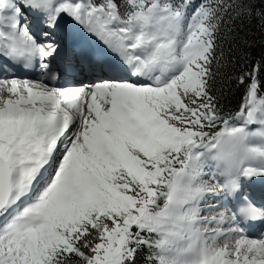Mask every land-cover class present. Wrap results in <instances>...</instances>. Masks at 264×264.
Instances as JSON below:
<instances>
[{
	"label": "snow or ice",
	"instance_id": "6c2138e0",
	"mask_svg": "<svg viewBox=\"0 0 264 264\" xmlns=\"http://www.w3.org/2000/svg\"><path fill=\"white\" fill-rule=\"evenodd\" d=\"M0 264H264V0H0Z\"/></svg>",
	"mask_w": 264,
	"mask_h": 264
}]
</instances>
